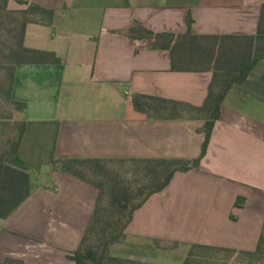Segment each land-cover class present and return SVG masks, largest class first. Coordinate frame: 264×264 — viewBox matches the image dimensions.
Here are the masks:
<instances>
[{"label": "crops", "instance_id": "crops-1", "mask_svg": "<svg viewBox=\"0 0 264 264\" xmlns=\"http://www.w3.org/2000/svg\"><path fill=\"white\" fill-rule=\"evenodd\" d=\"M22 1L55 10L52 25H27L24 45L54 52L62 63L16 69L13 96L27 104V128L0 179V264H73L68 254L79 247L100 192L55 168L54 159L196 158L205 140L204 120L149 117L132 96L201 106L213 78L207 61L189 47L172 54L132 39L128 29L138 21L180 35L191 15L198 35L254 36L264 0ZM28 4L11 0L8 8ZM263 229L264 59L228 93L200 168L177 172L138 209L125 241L150 242L149 264H184L190 251L189 264H264L252 254Z\"/></svg>", "mask_w": 264, "mask_h": 264}, {"label": "trees", "instance_id": "trees-1", "mask_svg": "<svg viewBox=\"0 0 264 264\" xmlns=\"http://www.w3.org/2000/svg\"><path fill=\"white\" fill-rule=\"evenodd\" d=\"M10 1L0 0V29L2 11L8 8ZM20 2L28 4L22 0ZM20 12L23 15V22L18 33L17 49L10 54L0 51V67L6 68L8 72L6 86L2 92L5 94L6 101L13 105L14 110L22 117L16 123V135L6 139L7 149L0 158V179L5 159L18 154L27 128L25 116L27 104L16 100L13 96L17 66L23 63H62L61 58L54 52L30 49L24 45L27 25L35 21L52 25L55 10L29 3L27 9ZM193 24L194 19L189 15L187 31L184 34L175 35L155 33L137 21L128 29L127 35L132 39L153 41L154 47L161 43L164 48L170 49L172 54L176 50H186L185 47H189V50L196 51L204 58L203 60L207 61L206 68L212 70L213 78L208 88L207 97L201 106L142 93H134L132 96L134 108L149 117L204 120L201 131L205 133V140L201 153L196 158L54 159L55 168L90 182L100 192L79 247L68 254V258L73 264H123L125 262V259L112 255L111 248L126 240V230L134 213L144 206L153 195L163 192L177 172L200 168L228 93L236 84L246 82L258 62L264 59V5L262 6L259 31L254 36L204 37L193 31ZM206 39L214 41L211 42V46L204 44ZM113 162L137 163V167H140L145 173L146 182L136 188L126 184L121 179V175L111 169L110 165ZM83 167H86L87 171H92L99 179L91 178ZM106 195H108L107 199ZM191 252H189V256ZM252 254L257 258L256 260L264 259V229L258 249ZM189 256L185 259L184 264H189Z\"/></svg>", "mask_w": 264, "mask_h": 264}, {"label": "rangeland", "instance_id": "rangeland-1", "mask_svg": "<svg viewBox=\"0 0 264 264\" xmlns=\"http://www.w3.org/2000/svg\"><path fill=\"white\" fill-rule=\"evenodd\" d=\"M23 15L20 10L5 9L2 11L1 16V29H0V51L6 54H10L17 49V42L19 37V31L23 22ZM8 72L6 68L0 67V158L2 153L7 149L6 139L12 135H16L17 127L16 123L22 119L21 115L17 113L13 105L8 103L5 98V94L2 92L6 86V78ZM111 169L117 174L121 175V179L133 188L138 187L142 183L146 182L145 173L140 167H137V163L131 162H113L111 163ZM83 169L88 172L87 174L93 179H99L92 171H87L86 167ZM106 199L108 195H106ZM159 245V243H157ZM163 249L172 250L178 249L179 244H167L161 245ZM154 246L148 241H124L120 244L112 246V255L125 259L123 264H149L152 257L149 255L152 253ZM210 253V252H209ZM189 255V254H188ZM218 253L216 256H220ZM145 261V262H144ZM236 264V262H233Z\"/></svg>", "mask_w": 264, "mask_h": 264}]
</instances>
